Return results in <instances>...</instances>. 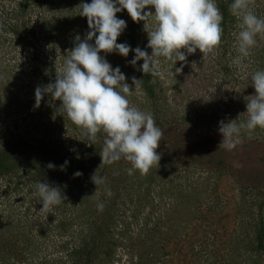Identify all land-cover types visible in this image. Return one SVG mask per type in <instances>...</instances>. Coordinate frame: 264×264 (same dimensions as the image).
Masks as SVG:
<instances>
[{"label": "rangeland", "instance_id": "374dc122", "mask_svg": "<svg viewBox=\"0 0 264 264\" xmlns=\"http://www.w3.org/2000/svg\"><path fill=\"white\" fill-rule=\"evenodd\" d=\"M84 1L87 3L89 0ZM55 3L59 10L65 6L61 0H55ZM149 10L154 13V8L145 9V11ZM253 10H258L263 15V17H260L264 18V0H254ZM55 16L56 25H59V29L62 27L63 30H66V37H70L69 39L75 38L74 35L78 31L82 32L87 27L82 19L75 18L72 22L74 26L70 28V30L73 29L75 31V34H73V31L71 32L66 26H62L65 25L64 19H68L69 15L59 16L57 14ZM117 18L123 20L119 13H117ZM127 25L128 23L126 22V28L118 37L117 43H128L127 37H125ZM145 35L143 36V43L147 47L148 37L146 32ZM232 35L223 36L221 43L216 49L211 53L204 54V57L199 50H197L195 55L185 53L187 56L186 61H178L176 65L171 61L165 62L162 57L160 58L161 63L158 71L162 75L163 78L161 79L164 83L162 90L164 91V98L161 99V102L166 101L167 105L165 107L158 106V115H152L158 127H160L157 124L158 120L165 124V128L162 130L172 134L178 133L179 141L190 139V141H198L199 144L209 143L212 140L221 142L223 137L219 133V123L221 121L230 122L235 119V108L228 103L231 98V90H228L225 85L220 86L219 80L213 81L218 88L211 87V83H209L212 82L211 75H208L211 78L209 80H198L199 83L192 82V78L203 71L201 66L210 67V65L205 64V61H208V57L214 60L211 64L212 67L214 65L213 69H216L218 58L225 49V47L221 46H226L232 62V58L237 55L234 47L235 40H233ZM66 37L62 36L61 38L63 46L65 41H67ZM257 44L260 45L261 49L264 44V36H257ZM148 51L150 55L151 49H148ZM105 54L107 55L106 60L113 69L119 67L126 76L125 82L127 84L131 83L135 73L133 68L135 66H132L131 60L127 59V57H122L116 52ZM200 57L201 62L197 61ZM5 61H7L6 58L0 55V65H2L3 70L7 69ZM57 61L59 62V60ZM247 61L249 62L250 60L248 59ZM121 64L125 66L122 67L120 66ZM181 67L182 71L177 74L176 68ZM11 68L13 69L11 73L13 80L7 82V85L12 83L14 86L20 87L19 90H16L15 98H13L10 91H0V135L4 134L9 137L12 134H18L24 135L29 139L36 138L43 141L44 139L48 141L60 140L64 146L73 150L74 140L78 141V139L74 137L73 131L68 130L66 123L61 119V113L57 112L59 108L58 102H53L47 110L36 108L35 103H32L28 97L29 88H23L26 81L30 79L28 65L18 62ZM11 77L9 75V78ZM242 78L243 81L241 83H244L246 87L245 92L250 91L251 84L247 81L249 80V75H243ZM34 84L35 82L31 86H34ZM208 85L211 89H207L209 88ZM130 90L133 92L128 96V99L131 106H135L132 104L133 98L138 96L142 98V96H140L135 86H130ZM212 90L214 94H217L213 95ZM236 105L237 102H235ZM150 110L153 112V107ZM204 114H208L209 121L205 119L196 120ZM214 117L216 119L213 128L210 130L208 123ZM165 118L171 119L166 120ZM183 128L184 131H182ZM215 129L217 130L216 132ZM177 137L169 143L168 147L171 145L173 148ZM99 139L103 140L102 133H100ZM239 147L240 150H236ZM237 148H234L228 154L229 157L235 155L241 163L252 156H264V152L260 150V147H255V144L251 143V141L240 143ZM201 149V147L196 149L198 150V155H201ZM158 154L161 159L158 164L153 166L161 168L170 161V158L167 154L163 155L161 152H158ZM209 158L207 156L194 158V162H192L187 173L189 176L186 175L184 177L186 184H188L187 180L189 178H192V183L189 181L190 186L187 191L186 188L175 191L176 196L174 193H169L166 196L164 195V197L159 196L157 195L158 193L164 194V192L153 188L148 193L145 186L148 176L146 174L141 175L139 171L131 176L128 173L120 174L124 178L123 181H125L119 189L120 198L114 199L112 195L109 196L107 194L106 198L108 200L106 199L104 202L100 200L104 208L98 215L104 217L107 211L112 210L111 215H113L114 219L110 225L112 229L110 236L111 242H115L116 246L111 245L113 248L111 259L107 261L102 256L99 264H126L129 259L136 261L142 259L147 263L152 259L154 264H220L225 261L228 254L224 250H219V246L226 240L230 242L232 233H240L242 231L243 222L248 223L246 221L247 209L241 202L238 207L228 206L223 211H219L218 216L213 217L214 213H216L212 210L214 207H211L212 204H210L209 200H207V203L204 202V190L196 184L200 178H196V175H194L199 170L204 172L207 169L214 168L216 162L209 164ZM118 166H121V173L131 167L127 161H122L116 167ZM32 169L27 172H21L22 176L21 178H16L17 180L13 172L5 173L4 176L0 175V229H6L4 230V236L9 239L8 246L4 251L7 256L4 259L0 256V264H46L45 261H48H44L46 257L48 259H62V257L67 256L68 252L61 249V246L65 243H69L66 249L75 245L80 247L84 241L92 244V229L97 220L94 211L97 207L88 208L87 204H82L79 201L80 198L69 192L67 187L61 188L67 199L57 205L61 210L57 212L56 221L49 227L48 231L42 233V235L39 233L38 221L41 218L44 219L47 213L39 212L43 205L40 203V199L34 195V192L36 190L35 184L40 180L42 181V178L37 181L34 180V177L38 174ZM161 180L162 178L156 181L154 186L157 185L156 187H158V183ZM15 182L18 183L15 184ZM142 183L143 185H141ZM232 183L246 186V182L239 175L232 180ZM82 187L85 186L83 185ZM168 191L170 192V190ZM218 191L225 193L221 189ZM102 194L101 190L97 191L95 199H99ZM182 202H186L187 205ZM205 217L206 223L202 221ZM217 219L222 222L220 228L223 233L217 234L218 236L216 237V235L210 234L212 229L208 228V225H215L216 221L213 220ZM128 223L131 225L130 229L128 228ZM136 223L137 226L135 225ZM60 224L62 227L60 229L56 228ZM141 225H143L142 228ZM127 230L132 231L131 237L134 238H137L138 234L142 232L143 238L131 240L126 234ZM105 242L106 240L104 239ZM99 244L102 245V241ZM101 245H98V247L100 248Z\"/></svg>", "mask_w": 264, "mask_h": 264}, {"label": "trees", "instance_id": "16d2710c", "mask_svg": "<svg viewBox=\"0 0 264 264\" xmlns=\"http://www.w3.org/2000/svg\"><path fill=\"white\" fill-rule=\"evenodd\" d=\"M61 1L65 6L59 10L55 0H0V55L7 60L5 61L7 69L3 70L2 65H0L1 92L7 90L12 92L13 98L16 97V90H19L20 86L16 87L12 83L7 85V82L13 80L11 77L13 69L11 67L18 62L21 64L25 63V65L29 67L28 74L30 75V79L26 81L23 88H29L27 92L29 95L28 97L32 103H35L36 87L47 85L55 81L56 74L59 73L67 52L75 45L76 37L79 35V37L83 39L89 31L87 18L79 15L81 9L78 7L81 3L86 2L84 0ZM231 2L232 0H216L223 14V21L221 24L223 28L222 37L227 34L228 36L233 34L232 37L234 38L233 40H235V33L239 32V28L238 19L229 12L228 6ZM87 3H91V0ZM255 12L257 15L259 13V16L263 17L258 10ZM57 14L59 16L69 15L68 19H64L65 25L62 26H66L71 32L73 29L70 30V28L74 26L72 22L75 18L82 19L87 27H85L82 32L78 31L76 34L75 31H73L72 33L75 34V38L69 39L70 37H66V30H63L62 27L59 29V25H56L55 15ZM119 14L123 20L125 19L124 21L128 23L125 35L128 40L127 44L133 50L139 47L149 53L146 45L143 43V36H146L143 22H134L126 10L119 12ZM62 36L67 38L64 46L61 44ZM92 43L94 44V40ZM221 47H225V49L218 58L216 69H213L214 65L212 67L211 64L214 60L208 57V61H205V64L210 65V67L201 66L203 71L200 72V74H196L192 78V82L199 83L198 80H209L211 78L208 75H211L212 82H209L211 83V87L218 88L216 87L217 85H214L213 81L219 80L220 86L225 85L228 90H231V98L228 103L235 108V119H238L237 122L239 123L246 120V116H240V114L245 113L247 110L246 97L255 94V89L252 86H250V91L245 92L246 87L244 83H241L243 81L242 76L249 75V80L247 81L251 84V74L257 70H264V44L261 49L260 45L257 44L253 50H251V54L244 61V64L247 62L246 67L243 68L236 67V65L230 61L229 51L225 45ZM100 55L107 59L105 53L101 52ZM134 55V51H130L127 59L132 60ZM248 59L250 60L249 62L247 61ZM57 60H59V62ZM200 60L201 57L197 59V61ZM142 63V60L138 61L135 67H133L135 69L133 77L137 80H141L140 84L135 86L132 84V81L128 84L129 86H135L140 96H142V98H139V96L134 97L132 104L142 111L158 115L159 111L157 107H165L167 105L166 101L161 102V99L164 98V91H162L164 83L161 79L163 77L159 71V74L156 76L145 75L140 70ZM120 66L123 67L125 65L121 64ZM2 75L3 77H1ZM9 75L11 78H9ZM33 82H35V84L31 86ZM211 87L207 89H211ZM212 94L216 95L217 93L214 94L212 90ZM53 102H58L60 106L59 101H52L49 96L45 95L40 103L39 109L47 110L49 105ZM235 102H237L236 106ZM152 107L153 112L150 110ZM207 116L208 114H204L196 120L201 121L205 119L209 121ZM61 119L66 123L68 130H71V132L73 131L74 137L78 139V141L76 140L77 142L74 140L75 151L64 146L60 140L48 141L44 139L43 141L42 139L36 138L29 139L24 135L12 134L7 137L2 134L0 135V175L4 176L5 173L13 172L15 173V179H18L22 176L21 172H27L29 169L33 168L38 174L34 177V180L37 181L39 178H42V182L47 180L49 183L59 185L61 188L67 187L69 192L74 193V196L80 198L79 201L82 204H87L88 208L91 209L97 207L100 200L102 202L106 199L108 200L106 196L109 190L112 193V198H120L119 189L125 182L120 174L128 172L124 171L121 173V166H116L125 160L121 159L113 164H105L100 167L101 157L99 153L103 147V140L99 139L100 133L95 143L88 146L86 138L81 134L79 128L74 126L66 116L63 117L62 113ZM165 119L169 120L171 118ZM215 119L216 117L212 118L208 123V128L210 130L213 128ZM157 124L161 129L165 128V124L160 120L157 121ZM182 131H184V128ZM216 131L215 129V132ZM163 132L164 136L157 148V153L161 152L163 155L167 154L170 161L161 168L157 166L150 168L146 174V176H148L145 185L148 190L147 192L150 193L149 190L151 191L152 188L154 190L160 189L164 194L158 193L157 195L164 197V195L166 196L169 193H174L176 196L175 191L183 190L184 188H186L187 191L190 186L189 181H191L192 178H189V180H187L188 184H186L184 177L186 175L189 176L187 173L190 170L189 167L192 162H194V158H200V156H202V158L205 156L210 157L208 160L210 161L209 164L216 162L214 168L207 169V171L204 172L199 170L198 173H194V175H196V178H200L196 184L204 190V202L207 203V200H209L210 204H212L211 207H214L212 210L216 213H214L213 217L218 216V212L223 211V209L228 206L238 207V204L241 202L247 209L246 221L248 223L243 222L242 231L240 233H232V240L230 242L226 240L220 246L217 245L219 246V250H224L228 254L225 261L221 263L264 264V156H252L245 161L242 160L243 162L241 163L237 160L235 155L229 157L228 152L233 149H218L221 142L212 140L209 143L199 144L198 141H190V139L179 141L178 133L172 134L171 132H166V130H163ZM176 137V142L173 144V148L175 149H173L171 145L168 147L169 143ZM241 139L242 143L251 141V143L255 144V147H260V150L264 152V129L258 127L252 131L251 135L242 132ZM198 147L202 148L200 150L201 155L197 154L198 150L196 149ZM236 150H240V147ZM77 156H79V159H77ZM65 161L69 163L66 169L61 171L60 166L63 165ZM49 163H53L56 166L55 169L47 168ZM98 168L97 175L106 178V182L96 187L91 177ZM77 171L81 172L82 176L74 177V173ZM192 171L191 169V172ZM237 175L246 182V186L232 183V180L236 178ZM158 177L162 178V180L158 183V187H156L157 185L154 186V183L160 179H157ZM17 183L18 182H15V184ZM83 185L85 187L81 188ZM141 185H143V183ZM220 189L224 190L225 193H222V191L219 192L218 190ZM100 190L103 194L100 195L99 199H95V193ZM168 190H170V192ZM182 203L187 205L186 202ZM60 210V207L54 206L53 210L48 212L44 219L41 218L38 221V229L41 235L48 231L49 227L54 224L58 217L57 212H60ZM94 213L97 216V220L92 229V244H88L87 241H84L83 245L80 247L75 245L74 247L66 249L69 243H65L61 246V249L68 252L67 256L62 257V259H48L46 257L44 258V261L48 260L45 261L46 264H99L102 256H104L107 261L111 259L113 255V248L111 245L116 246L115 242H111L110 236L112 233L110 225L114 219L113 215H111L112 210L107 211L104 217L98 215L100 213L98 207ZM202 221L206 223V217L204 220L202 219ZM213 221H216V224L208 225V228L212 229L210 234H214L217 237V234L223 233V230L220 228L222 222L218 219ZM127 225L130 229V223ZM135 225L137 226V223ZM61 227L62 225L60 224L56 228L60 229ZM142 227L143 225H141V228ZM1 230L0 256L4 259L7 256L4 251L8 246L9 239L4 236V230L6 229H0V231ZM126 234L131 240L140 239V237L143 238L142 232L138 234L137 238L131 237L132 231L130 230H127ZM104 239L106 240L105 243ZM100 241H102V245L99 244ZM98 245H101V247L99 248ZM126 264L154 263L152 259H150L148 263L144 262L142 259L140 261L131 259Z\"/></svg>", "mask_w": 264, "mask_h": 264}, {"label": "clouds", "instance_id": "9594fccd", "mask_svg": "<svg viewBox=\"0 0 264 264\" xmlns=\"http://www.w3.org/2000/svg\"><path fill=\"white\" fill-rule=\"evenodd\" d=\"M253 4L254 0H232L228 6L230 14L238 19L239 28L234 42L237 55L232 63L241 68L246 67L244 61L257 45V36H264V18L256 14ZM78 7L79 15L87 18L89 31L83 39L76 37L55 81L36 87L35 107L40 106L45 95L59 101L57 112L79 128L88 146L102 133L100 167L123 159L131 165L127 169L130 176L136 171L147 174L161 159L157 148L164 132L156 125L152 113L131 106L128 96L133 91L125 82V74L119 67L113 69L100 53L116 52L127 57L134 51L130 63L135 66L142 60L140 70L145 75L156 76L161 57L176 65L178 61H186L185 53L191 55L199 50L204 57L213 52L221 43L223 14L216 0H91ZM150 8H154V13L145 11ZM124 10L134 22H143L150 55L139 47L133 50L126 43H117L126 28V21L117 18V13ZM175 71L180 73L182 67ZM250 81L255 94L246 97L247 110L240 114L246 120L219 123L223 139L218 149L232 150L242 143V132L251 135L258 127L264 129V70L252 73ZM140 82L132 78L133 85ZM68 163L65 161L60 170L64 171ZM55 167L53 163L47 165L49 169ZM99 168L91 177L96 187L106 182V178L97 175ZM80 176L81 172L74 173V177ZM35 189L34 195L43 205L40 213L52 211L67 199L59 185L47 180L37 182ZM107 194L112 195L110 190ZM97 207L103 211L104 205L99 203Z\"/></svg>", "mask_w": 264, "mask_h": 264}]
</instances>
